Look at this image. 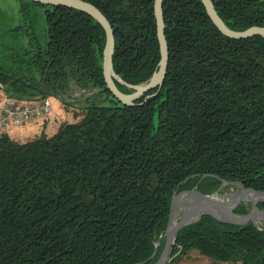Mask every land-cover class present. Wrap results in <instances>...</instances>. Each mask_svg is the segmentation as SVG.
Instances as JSON below:
<instances>
[{
	"label": "trees",
	"instance_id": "16d2710c",
	"mask_svg": "<svg viewBox=\"0 0 264 264\" xmlns=\"http://www.w3.org/2000/svg\"><path fill=\"white\" fill-rule=\"evenodd\" d=\"M88 1L112 26L115 72L147 80L160 58L154 0ZM212 2L230 28L264 25V0ZM40 4L46 40L11 53L0 88L27 100L51 93L65 106L71 85L97 91L51 134L0 133V264H153L174 192L232 186L222 179L264 190L263 35L228 37L201 0H162L166 74L124 104L104 81L100 22ZM192 249L216 263L264 264V226L203 214L177 231L166 264Z\"/></svg>",
	"mask_w": 264,
	"mask_h": 264
},
{
	"label": "water",
	"instance_id": "95a60500",
	"mask_svg": "<svg viewBox=\"0 0 264 264\" xmlns=\"http://www.w3.org/2000/svg\"><path fill=\"white\" fill-rule=\"evenodd\" d=\"M46 4H63L75 7L88 12L96 18L105 31V42L102 49V74L106 86L110 92L124 104H133L140 96L154 87H160L166 74L168 65V45L164 33V18L162 11V0H154V15L156 22V36L159 44L160 58L157 68L152 72L147 80L139 83H129L115 72L112 64L114 51V33L112 26L104 13L88 0H32ZM206 13L216 27L226 36L232 38L248 37L254 34L264 36V25L252 24L244 29L230 28L216 11L212 0H201ZM115 80L124 83L132 88L131 91L121 90ZM48 95H53L48 93ZM150 94H146L148 96ZM231 184L232 190H215L204 193L193 186L174 192L170 199V206L166 227L164 229V244L160 254L153 264H166L170 247L174 242L177 231L184 225L196 220L203 214L211 215L222 221L245 222L247 220L264 218V209L257 206L258 201H264V190L246 187L240 181L222 179L221 186ZM242 201L250 202V209L246 212H236L235 207ZM260 227V226H259ZM158 242L155 243V249Z\"/></svg>",
	"mask_w": 264,
	"mask_h": 264
},
{
	"label": "rangeland",
	"instance_id": "374dc122",
	"mask_svg": "<svg viewBox=\"0 0 264 264\" xmlns=\"http://www.w3.org/2000/svg\"><path fill=\"white\" fill-rule=\"evenodd\" d=\"M21 3L11 4L7 0H0V65L7 67L14 65L11 53L18 50L20 46H30L36 43H44L46 40V22L44 18V6L37 2H29L25 4L24 9ZM97 91V88H89L81 90L71 85L69 93L65 97L69 105L65 106L64 102L55 95H49L50 110L48 120L45 126L46 133H53L60 122L73 121L76 119L75 114L79 112L80 107L86 104L85 99L90 93ZM131 91V90H130ZM77 107V108H76ZM45 117V116H44ZM47 117V116H46ZM43 118V117H42ZM39 118L38 121H42ZM22 125V124H21ZM42 124L37 123L39 131L42 130ZM20 126V125H19ZM12 126L7 132L11 137H15L17 141H25L28 136L18 135L14 132L21 130L23 126ZM31 133V132H28ZM30 135V134H29ZM32 135V134H31ZM233 186H229L224 191L232 190ZM245 201L250 209V202ZM255 223L264 226V218L255 219ZM169 264H234L230 262H213L211 258L200 254L192 249L188 254L183 255L177 261Z\"/></svg>",
	"mask_w": 264,
	"mask_h": 264
},
{
	"label": "built area",
	"instance_id": "2783aa9c",
	"mask_svg": "<svg viewBox=\"0 0 264 264\" xmlns=\"http://www.w3.org/2000/svg\"><path fill=\"white\" fill-rule=\"evenodd\" d=\"M49 95L35 99H20L0 88V133L12 126L39 119L49 113Z\"/></svg>",
	"mask_w": 264,
	"mask_h": 264
},
{
	"label": "crops",
	"instance_id": "0c3cea01",
	"mask_svg": "<svg viewBox=\"0 0 264 264\" xmlns=\"http://www.w3.org/2000/svg\"><path fill=\"white\" fill-rule=\"evenodd\" d=\"M8 2H10L12 5L13 4H15L16 3V5H17V3H21L19 0H7ZM47 116V117H46ZM48 114L47 115H45V117H43L42 118V121L40 122V121H38V119H34V120H31V121H28V122H26V123H24V124H22V125H20V126H23L24 128H22L21 130L19 129V130H16L15 132H14V134L16 135V136H18V135H26V136H28L27 138H29V136H30V138L31 137H33V136H35V135H37V134H39L40 133V131H39V129H38V127H37V123H41L42 125V130L41 131H44L45 132V126H46V124H47V120H48ZM59 125V124H58ZM19 126V125H18ZM19 126V127H20ZM9 129V128H8ZM7 129V130H8ZM7 130H6V132H7ZM28 132H31V133H28ZM8 133V132H7ZM46 133V132H45ZM30 134V135H29ZM32 134V135H31ZM47 134H49V133H47ZM12 138H14V139H16L15 137H12ZM17 140V139H16Z\"/></svg>",
	"mask_w": 264,
	"mask_h": 264
}]
</instances>
